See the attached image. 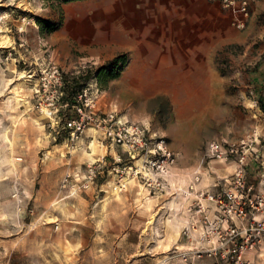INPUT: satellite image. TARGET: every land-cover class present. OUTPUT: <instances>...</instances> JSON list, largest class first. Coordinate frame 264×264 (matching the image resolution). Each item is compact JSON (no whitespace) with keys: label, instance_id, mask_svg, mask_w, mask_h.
<instances>
[{"label":"rangeland","instance_id":"rangeland-1","mask_svg":"<svg viewBox=\"0 0 264 264\" xmlns=\"http://www.w3.org/2000/svg\"><path fill=\"white\" fill-rule=\"evenodd\" d=\"M163 2V9L172 6V0ZM2 3L0 264H184L169 201L153 199L152 210H144L132 179L120 183L109 172L112 155L123 149L102 145L95 130L69 143L63 123L38 108L41 71L55 64L69 78L83 63L92 65L87 76L98 83L99 103L112 101L130 121L165 136L183 165L201 162L213 140L235 142L257 130L247 176L264 180V12L238 29L220 3L180 0L183 16L195 17L201 27L186 43L187 34L162 47L166 12L144 24L139 3L133 15L121 13L117 0ZM190 8L196 12L189 16ZM130 40L139 48L125 45ZM21 72L32 77L19 79ZM8 88L23 99H7ZM66 92L72 93L70 84ZM99 165L103 172L91 180L89 167ZM211 165L227 177L235 167ZM171 220L179 236L170 249L162 234Z\"/></svg>","mask_w":264,"mask_h":264},{"label":"built area","instance_id":"built-area-1","mask_svg":"<svg viewBox=\"0 0 264 264\" xmlns=\"http://www.w3.org/2000/svg\"><path fill=\"white\" fill-rule=\"evenodd\" d=\"M213 1L232 15V23L238 29L249 23L252 7L264 3ZM91 68L83 63L69 78L83 79ZM41 74L36 92L40 99L38 108L52 115L58 124L63 123L69 143L78 141L87 129L95 130L102 145L123 149V154L112 155L109 168L118 182L136 178L150 197H163L173 203L171 213L181 225V242L176 252L184 264H204V258L211 260L207 264H253L247 254L264 244V188L262 184V190L257 189L247 176L250 157L256 152L254 146L259 143L257 130L235 142L211 141L199 166L181 172L177 168L179 153L169 146L165 136L144 123L130 121L116 106L108 110L99 106L97 82L87 80L70 96L66 92L68 76L57 65H49ZM252 103L260 109L259 97L254 96ZM261 157L264 165V151ZM212 161L234 163L233 174L220 177ZM99 167H89L91 180L103 172ZM212 176L216 184L208 186L207 177Z\"/></svg>","mask_w":264,"mask_h":264},{"label":"bare ground","instance_id":"bare-ground-1","mask_svg":"<svg viewBox=\"0 0 264 264\" xmlns=\"http://www.w3.org/2000/svg\"><path fill=\"white\" fill-rule=\"evenodd\" d=\"M4 0H0V7H3L4 4L2 3ZM164 0H117L119 8L121 10V13H124L126 10H129L130 13L133 15L135 14V4L139 3L140 6L138 10L136 11L138 16L142 18V23L144 24H150L152 25V22L156 18L158 14L162 15L163 12H166L165 15L169 18V22H166L165 24H162V47L164 46L165 42L172 40H182L185 37V34H187V38L183 41V43H186L187 40H191L192 36L194 34V31L199 29L201 27L200 21L197 20L195 17H184V10L183 8H180L179 1L180 0H172V6L166 9H163L162 2ZM164 3V2H163ZM163 11V12H162ZM196 12L195 9L190 8L188 10L189 16L194 14ZM120 13V14H121ZM1 15V14H0ZM3 17L0 16V19ZM205 22H203L204 24ZM206 26V25H205ZM2 27L0 25V33L2 32ZM6 39V38H5ZM138 42V40H137ZM6 41L0 42V47L4 48L6 47L4 45ZM3 44V45H2ZM128 45L132 48H134L135 42L133 40L125 43V45ZM124 44L121 46H125ZM138 47V45H136ZM139 48V47H138ZM20 78L19 79H28L32 77L28 73L21 72L19 73ZM4 84V83H3ZM5 85H2L0 82V96L6 92L4 91ZM10 91L6 94L7 99H10V94H13L15 99L22 100L23 98H20V94L17 92H12L11 88ZM1 124V123H0ZM131 183L134 187L135 196L139 200V203L144 210H152L153 206V199L146 193L144 186L136 179H132ZM122 187L127 188L128 186L123 183ZM118 188V193H119ZM128 189V188H127ZM164 207H162V210ZM159 212L153 213L151 215V219H149L148 224L150 226L154 225L155 220L157 219V215ZM171 224H169V230L165 234H162L164 236L163 241L167 242V246L171 249V244L177 240L179 236V232L176 229L175 223L173 220L170 221ZM173 222V223H172ZM172 229H171V228ZM155 228V227H153ZM161 262V261H160ZM162 264V263H159Z\"/></svg>","mask_w":264,"mask_h":264},{"label":"crops","instance_id":"crops-1","mask_svg":"<svg viewBox=\"0 0 264 264\" xmlns=\"http://www.w3.org/2000/svg\"><path fill=\"white\" fill-rule=\"evenodd\" d=\"M260 12H264V3H259V4H256V5H254L252 7V16H255L256 17V14H258ZM133 41L135 42V40H133ZM233 42H236V41H233ZM229 43H232V41H229ZM134 48H136L135 44H134ZM99 99H100V97H99ZM98 102H100V100H98ZM99 106L102 109H104V110H108L112 106L113 107L116 106L118 108L117 104H113L112 101H111L110 105L107 106V107L102 106L100 103H99ZM199 164H200V162L196 161V162L189 163L188 165H183L182 163H180V160L178 159L177 168H178V170H180L181 172H183V171L193 170V169L197 168L199 166ZM213 176L212 177H207V183L206 184L208 186L209 185L214 186L216 184V182H215L216 181V178L213 177ZM219 176L222 177V178L225 177V176H221V175H219ZM254 182L257 184V189L262 190V184H264V180L262 179V177H260V176L259 177H255V181ZM228 186L229 185H227L225 187H228ZM146 193L148 194L147 191H146ZM151 198L152 199H155V200L156 199H159L158 197H151ZM169 204H171V202H167V204H165V206L171 212V207H168ZM166 207H164V208H166ZM175 223L178 225L179 230H180V242H181V227H180L181 225L179 223H177L176 219H175ZM263 257H264V244H262L260 247H258V249H256L255 251H252V252H250V253L247 254V258L250 259L253 264H260V262L262 261Z\"/></svg>","mask_w":264,"mask_h":264},{"label":"trees","instance_id":"trees-1","mask_svg":"<svg viewBox=\"0 0 264 264\" xmlns=\"http://www.w3.org/2000/svg\"><path fill=\"white\" fill-rule=\"evenodd\" d=\"M91 76H86L85 78L82 79V77H72V78H68V84L71 85V90H72V94H74L81 86L84 82H86L87 80H89ZM82 81V83H81ZM77 88V89H76Z\"/></svg>","mask_w":264,"mask_h":264}]
</instances>
